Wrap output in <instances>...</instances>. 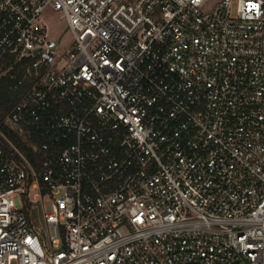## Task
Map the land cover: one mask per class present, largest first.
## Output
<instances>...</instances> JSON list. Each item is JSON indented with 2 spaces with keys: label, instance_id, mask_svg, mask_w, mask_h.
Masks as SVG:
<instances>
[{
  "label": "built area",
  "instance_id": "1",
  "mask_svg": "<svg viewBox=\"0 0 264 264\" xmlns=\"http://www.w3.org/2000/svg\"><path fill=\"white\" fill-rule=\"evenodd\" d=\"M0 72V264H264V0H0Z\"/></svg>",
  "mask_w": 264,
  "mask_h": 264
},
{
  "label": "trees",
  "instance_id": "2",
  "mask_svg": "<svg viewBox=\"0 0 264 264\" xmlns=\"http://www.w3.org/2000/svg\"><path fill=\"white\" fill-rule=\"evenodd\" d=\"M21 74L19 73L18 77L15 79H10L9 75L0 78V121L10 110L12 104L16 101L18 97L19 90H14L11 86L16 82H21ZM23 87H26L24 82H21ZM11 135H15L10 132ZM17 141L21 143L20 139L17 138ZM22 145H24L22 143ZM27 150V148L24 146Z\"/></svg>",
  "mask_w": 264,
  "mask_h": 264
},
{
  "label": "rangeland",
  "instance_id": "3",
  "mask_svg": "<svg viewBox=\"0 0 264 264\" xmlns=\"http://www.w3.org/2000/svg\"><path fill=\"white\" fill-rule=\"evenodd\" d=\"M46 20L52 25L55 26L56 31L59 32L61 28L66 25V21L61 17V13L59 11L52 10L51 8H47L44 11ZM66 38L69 39V35L66 33ZM5 72H0V78L4 76H8L4 74ZM10 79H12L9 76Z\"/></svg>",
  "mask_w": 264,
  "mask_h": 264
}]
</instances>
